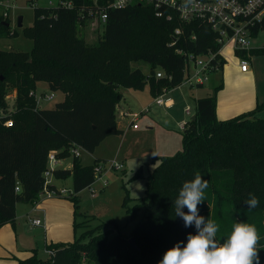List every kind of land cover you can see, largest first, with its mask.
<instances>
[{"label": "trees", "instance_id": "obj_1", "mask_svg": "<svg viewBox=\"0 0 264 264\" xmlns=\"http://www.w3.org/2000/svg\"><path fill=\"white\" fill-rule=\"evenodd\" d=\"M64 1L70 5L33 6L26 32L32 40L30 50L0 49V106L14 92L13 124L0 121V227L14 225L18 201L37 203L47 155L54 151L60 158H71V167L55 168L53 179H71L72 193L62 197L72 202L73 227L82 231L72 242L46 245L53 251L47 258H40L35 247L25 250L23 257L15 258L16 264H157L167 249L195 233L175 217L173 202L197 172L209 182L199 213L219 225L217 239H226L236 221L256 225L264 264V116L258 115L264 111V98L247 112L218 119L216 91L222 84L195 99V118L190 117L181 131V151L161 156L145 175L141 166L132 174L131 178L145 179L141 196L131 197L122 181V206L127 220H136L131 237L137 248L130 246L114 219L91 226L85 219L94 217L77 211L78 193L96 180L94 167L107 161L95 157L82 163L81 154L71 156L70 147L92 153L106 136L123 132L115 113L122 87L147 85L156 97L186 78L185 53L199 54L217 44L207 26L197 22L181 24L182 34L171 44L179 22L156 17L145 4L106 8L108 0ZM103 13L100 37L87 42L80 28L86 19L100 20ZM6 23L1 14L0 38L10 32ZM191 33L195 39H190ZM251 54H264V48L252 49ZM138 63L147 64L148 71L135 66ZM158 69L166 76L155 77ZM38 82L60 91L63 99L52 108H41L29 95L37 91ZM52 181L47 186L57 188ZM250 193L260 201L251 210L245 204ZM79 214L84 216L81 221L76 220ZM106 225L110 227L103 230Z\"/></svg>", "mask_w": 264, "mask_h": 264}, {"label": "rangeland", "instance_id": "obj_2", "mask_svg": "<svg viewBox=\"0 0 264 264\" xmlns=\"http://www.w3.org/2000/svg\"><path fill=\"white\" fill-rule=\"evenodd\" d=\"M60 0H2L3 4H8L7 21L10 32L6 37L0 38V49H10L14 51H28L32 47V40L26 34L27 28L31 26L33 20V6H54ZM4 7L0 5V15ZM21 20V26L17 21ZM83 37L89 43H95L102 33V23L100 20L86 19L85 24L80 28ZM264 42V30L251 41V45L258 47ZM226 62L223 68L212 71L208 79L201 85H189L184 82L174 88H169L162 95L166 104L158 106L154 102V96L149 92L146 85L143 89H133L122 87V100L116 105V122L123 128L122 133H114L106 136L94 149L93 153L82 151L80 159L82 163H91L95 157L106 159V170L96 176V180L89 187L78 193L80 199L77 211L94 217L88 220L91 226L98 221L107 222L114 219L122 226L121 231L126 237H131V229L136 220L128 221L122 206L123 190L122 181L131 197H139L143 194L145 179L141 176L131 178L132 174L141 166L142 174L159 163L161 156H173L182 149L181 131L178 122L187 121L194 113L195 99L205 94H211L215 87L222 84L216 91L215 115L218 119H224L247 112L253 109L256 102L264 98V54L250 55L249 76L239 73V67L235 56L230 51H225ZM200 58L204 59L203 56ZM236 63V65H235ZM135 66L141 68L146 73L148 65L138 63ZM192 61H188V72L191 74ZM247 71V72H248ZM241 72V71H240ZM46 92L49 94L45 82H38L36 93ZM14 92H9V97H13ZM51 100H40L41 108H52L56 102L63 99L60 91L53 92ZM189 105L190 115L184 113V107ZM147 108V111L140 112ZM130 109V110H129ZM120 111L138 112L134 121L136 129L129 124L131 116L122 117ZM264 116V111L258 113ZM121 163V168L110 167L111 163ZM106 181L104 185L103 182ZM58 187L71 188V180L56 182ZM92 189V192L90 191ZM65 196V195H64ZM29 202L18 201V214L14 228L9 223V237L14 239L16 231V247L30 249L35 247L37 255L44 259L49 256L47 246L50 242H72L75 235H79L81 228L74 229L72 210L73 205L70 199L53 195L46 197L42 194L37 201L36 208L31 210ZM56 205V206H54ZM48 222L45 221L47 213ZM46 213V214H45ZM39 218L42 222L40 226H32L31 220ZM83 215H77L76 220L81 221ZM60 219V220H59ZM16 223H18L16 225ZM44 226V228L42 227ZM110 226L106 225L103 230ZM14 229V230H13ZM114 230L112 233H115ZM12 253L15 250H11ZM12 258L2 261L0 264L12 262Z\"/></svg>", "mask_w": 264, "mask_h": 264}, {"label": "built area", "instance_id": "obj_3", "mask_svg": "<svg viewBox=\"0 0 264 264\" xmlns=\"http://www.w3.org/2000/svg\"><path fill=\"white\" fill-rule=\"evenodd\" d=\"M58 4L69 6L70 3L60 0ZM133 4H145L151 6L156 17H164L170 20L174 17L180 25L176 26L172 33L171 44L175 43L177 38L182 34L181 24H189L197 22L207 26L213 34V40L216 47H207L203 52L195 54L192 52L186 54V78L184 82L189 85L203 84L210 72L223 68L226 62L225 51H230L236 58L239 70L247 72L250 69V55L251 50L255 48H264V42L260 46L255 47L251 45V41L264 30V0H108L106 8H124ZM0 5L4 7L2 17L8 15V4H3L0 0ZM105 13L100 15V21H104ZM255 30H257L254 35ZM195 34L191 33L190 39H195ZM178 52H182L177 50ZM203 56L204 59L200 58ZM192 61V73L188 72V61ZM162 70L158 69L155 77H165ZM168 80L169 76L166 77ZM163 89L162 95L165 93ZM29 95H33L36 99V104L40 105V100H51L54 97L53 92L49 94L41 92L37 94L30 91ZM162 95L154 97V102L158 106L166 104V100ZM10 102H7L5 97V104L0 106V121L5 126L13 124L12 114L14 112V94L9 97ZM184 113L190 115V107H184ZM147 111V108L140 110V112ZM122 117L131 116L130 123L132 127L136 128L137 124L134 122L137 118L138 112L120 111ZM186 121L178 122V127L183 129ZM82 152L80 146H71V156H79ZM57 167H66L64 159L55 155L54 151H50L47 155V167L43 171V187L39 197L44 194L46 197L70 195L72 190L66 187L49 188L47 185L53 179V170ZM110 167L121 168V163H111ZM106 170L105 165H96L94 172L101 175ZM96 175V176H97ZM106 184V181L103 182ZM15 190H19V185H15ZM92 192V189L90 188ZM32 225H40L41 220L34 218L31 220ZM48 254L52 255V250L47 249Z\"/></svg>", "mask_w": 264, "mask_h": 264}, {"label": "clouds", "instance_id": "obj_4", "mask_svg": "<svg viewBox=\"0 0 264 264\" xmlns=\"http://www.w3.org/2000/svg\"><path fill=\"white\" fill-rule=\"evenodd\" d=\"M209 182L197 172L194 179L185 181L174 200L175 217L182 219L184 227H194L185 241H178L167 249L157 264H260V235L256 225L236 221L226 239H217L219 225L211 218L200 215L198 205L205 200ZM260 201L249 194L245 204L249 210ZM184 209H187L185 211Z\"/></svg>", "mask_w": 264, "mask_h": 264}, {"label": "crops", "instance_id": "obj_5", "mask_svg": "<svg viewBox=\"0 0 264 264\" xmlns=\"http://www.w3.org/2000/svg\"><path fill=\"white\" fill-rule=\"evenodd\" d=\"M235 65H236V63H235ZM239 73H242V72H240V70L238 71ZM243 75H245V76H249L250 74H249V71L248 72H244V73H242ZM145 88V87H144ZM143 88V89H144ZM149 89V88H148ZM130 110V109H129ZM116 124H117V127L118 128H121L119 125H118V123L116 122ZM129 124H130V121H129ZM136 128H138V127H136ZM136 128H134V129H136ZM121 129H123V128H121ZM93 153V152H92ZM64 164L66 165V167L67 168H70L71 167V158H66V159H64ZM70 179V178H69ZM71 180V179H70ZM58 181H61V179H53V184L56 186V187H58L57 186V184H56V182H58ZM62 181H65V179L64 180H62ZM36 205H37V203H35V204H31V210H34L35 208H36ZM54 206H56V205H54ZM18 202L15 204V219H14V224H15V221L17 220V214H18ZM47 213V212H46ZM45 213V214H46ZM47 216H49V214L47 213V215H45V221H46V223L48 222V219H47ZM71 216H73V210H72V215ZM34 219V218H33ZM60 220V219H59ZM18 223H16V225H17ZM42 224V222L40 223V225ZM40 225H37V226H40ZM13 226V228H14V225H12ZM32 226H34L35 227V225H32ZM42 227L44 228V226L42 225ZM10 226H9V223H6V224H4V225H2L1 227H0V259H2V261H5V260H8V259H10V258H12L11 260H12V262H9L8 264H16V259L15 258H19V257H23L25 254H26V252H25V250H27L26 248H24V246L25 245H21V248H17L16 247V243L18 244V242H17V238H16V235H17V233H16V231H14V239H15V241H12L11 239H10V237H9V233H10ZM12 229V228H11ZM14 230V229H13ZM32 247V246H31ZM30 247V248H31ZM11 250H15V252H13L12 253V251ZM14 256V257H13ZM1 261V260H0Z\"/></svg>", "mask_w": 264, "mask_h": 264}, {"label": "water", "instance_id": "obj_6", "mask_svg": "<svg viewBox=\"0 0 264 264\" xmlns=\"http://www.w3.org/2000/svg\"><path fill=\"white\" fill-rule=\"evenodd\" d=\"M6 24H8V23H6ZM17 25H18V26H21V20H20V19L17 21ZM194 118H195V114H192V116H191L190 119L193 120ZM128 243H129L130 246H132L133 248H137V246H136V244H135V242H134V238H133V237L128 238Z\"/></svg>", "mask_w": 264, "mask_h": 264}]
</instances>
